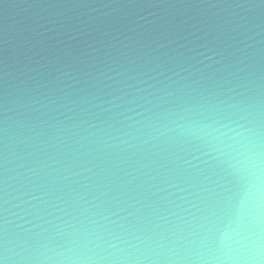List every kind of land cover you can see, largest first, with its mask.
Masks as SVG:
<instances>
[{
  "label": "water",
  "instance_id": "95a60500",
  "mask_svg": "<svg viewBox=\"0 0 264 264\" xmlns=\"http://www.w3.org/2000/svg\"><path fill=\"white\" fill-rule=\"evenodd\" d=\"M2 264H264V0H0Z\"/></svg>",
  "mask_w": 264,
  "mask_h": 264
},
{
  "label": "snow or ice",
  "instance_id": "6c2138e0",
  "mask_svg": "<svg viewBox=\"0 0 264 264\" xmlns=\"http://www.w3.org/2000/svg\"><path fill=\"white\" fill-rule=\"evenodd\" d=\"M0 264H2V262H0Z\"/></svg>",
  "mask_w": 264,
  "mask_h": 264
}]
</instances>
